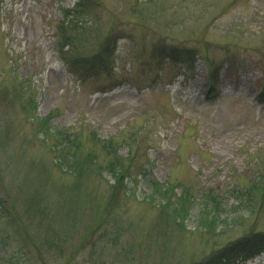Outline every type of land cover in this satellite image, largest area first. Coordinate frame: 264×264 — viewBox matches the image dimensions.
<instances>
[{"label": "rangeland", "instance_id": "1", "mask_svg": "<svg viewBox=\"0 0 264 264\" xmlns=\"http://www.w3.org/2000/svg\"><path fill=\"white\" fill-rule=\"evenodd\" d=\"M78 1L0 0V195L9 193L29 234L9 219L7 202L0 239H13L0 254L25 264H189L264 231L259 193L246 205L232 195L264 164V0H85L75 23ZM107 42L105 64L88 65ZM209 77L217 86L207 90ZM28 95L34 107L25 108ZM47 113L49 131L78 135L79 157L107 161L100 141L111 138L134 178L131 193L108 207L116 230L96 228L93 241L80 230L64 239L63 226L52 232L28 202L43 183L62 198L74 190L50 150L61 135L54 140L36 122ZM104 176L87 177L75 197L82 225L105 214L112 179ZM151 181L191 193L185 227L166 228L163 199L149 201ZM207 192L223 203L214 228L200 221ZM236 264H264V247Z\"/></svg>", "mask_w": 264, "mask_h": 264}, {"label": "trees", "instance_id": "2", "mask_svg": "<svg viewBox=\"0 0 264 264\" xmlns=\"http://www.w3.org/2000/svg\"><path fill=\"white\" fill-rule=\"evenodd\" d=\"M85 0H80L74 7L73 13H71L76 21H79L78 11L84 5ZM75 25V24H74ZM75 32L77 30L83 31L80 27H74ZM81 33V32H80ZM110 38V35H109ZM108 38V39H109ZM70 42L74 39L71 37ZM69 41V40H68ZM63 45H61V51L63 46L67 41L63 39ZM102 51L99 52V57L91 56L88 65H98L105 64L106 56L110 53L109 42L102 45ZM60 54H62L60 52ZM65 58V56H62ZM66 61V59H65ZM209 84L207 90L210 88H216L217 81L209 77ZM19 89L23 93H27V85L23 83V81L19 84ZM259 95L264 97V88L259 91ZM26 106L34 107L33 96H26L25 102ZM51 113H47L42 117H36L37 123L39 127H42L43 134L49 135L50 133L53 135L54 140L58 139V136L61 135L60 140L54 142L50 148V150L56 153L55 159L58 166L63 167V171H66L70 175H73L74 181V190L69 194V196L62 198L56 193L52 192L46 183L40 184L35 188H32L29 191L28 202H31L35 207L40 210V223L46 222L51 225L52 232L57 231L59 226L65 227V232L61 236L66 239L69 234L72 235V230L75 232L77 230L82 231L81 240H92L93 233L95 229L103 228L102 232H100V236H103L106 232H109V229L114 228L116 230V224L114 220L110 222L108 218L110 214V209L108 208L111 204L112 200L115 196L121 192L124 195H128L131 193V185L133 182V177H131L132 173L130 171V167L126 165L124 159L125 157L121 156L118 153V148L115 146L111 138L107 140L99 141L101 142L102 148L104 149L105 155L108 156V160L103 163L98 161V157L94 153L88 152L85 156L79 157L77 155V147L79 146L77 142L78 135L71 134L66 131H61L56 129L54 133L49 131L48 121L51 118ZM49 131V132H47ZM47 132V133H46ZM44 138V136H43ZM46 138V137H45ZM73 144L75 145L74 148ZM141 169V167H140ZM254 173L253 178L251 179L249 186L244 189L235 188L232 195L236 198V200H240L243 205H246L244 202L252 200L254 194L259 193L261 202H264V164L261 162V166L257 169H253ZM107 174L111 177L112 182H108L109 188V199L108 202L103 206L102 210L105 211V214L102 219L92 222V224H80L81 215H83L85 209L83 210L81 207L80 200L75 199L76 195L80 196V192L87 188L88 182L86 178L90 175L97 177L96 180L107 181V178L104 176ZM132 180V181H131ZM131 181V182H130ZM149 201L154 203L157 199L163 202L160 204V208L163 209L164 214L163 220L165 222L166 228L171 226L175 227H185L182 224L183 220L188 219V204L191 202V199H188L191 195L190 192L181 191L179 193L173 192L175 186H169L170 184L161 185L158 181H151L149 183ZM9 195V193H7ZM4 198L0 195V214L6 213L4 212V207L7 202L10 203V196ZM201 203H200V221L203 225L214 228L216 226L217 216L220 215V207L223 203L217 199V194L207 192L206 194L202 193ZM160 197V198H159ZM178 198L180 203L176 200ZM243 200V201H242ZM185 201V202H184ZM184 202V203H183ZM187 203V205H185ZM172 206V208H169ZM11 213L9 211V219L17 226L22 228L25 234L28 237V231L26 226L24 225L22 215L19 212L15 202L10 205ZM85 208V207H84ZM169 209L172 214L166 212L165 210ZM115 225V226H114ZM84 226V227H82ZM82 227V228H81ZM111 231V230H110ZM99 236V237H100ZM116 233H114V238H116ZM103 238V237H100ZM12 233L6 232L4 237L0 239V252L5 249L7 246H10L12 243ZM113 239L112 241H114ZM93 241V240H92ZM264 247V231H249L248 233L242 234L227 243L212 249L208 254L203 256L202 258L192 261L189 264H236L238 261H244L249 257L257 254ZM23 252L25 250L20 249ZM241 254L240 257L238 255ZM6 258L0 254V264H25L28 258ZM33 260L29 261L28 264H33ZM35 264H48L46 258H37Z\"/></svg>", "mask_w": 264, "mask_h": 264}]
</instances>
